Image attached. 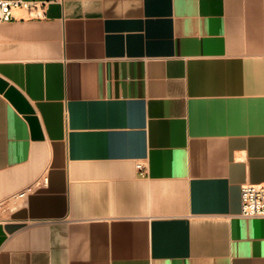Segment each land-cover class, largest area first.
<instances>
[{
    "label": "crops",
    "instance_id": "obj_1",
    "mask_svg": "<svg viewBox=\"0 0 264 264\" xmlns=\"http://www.w3.org/2000/svg\"><path fill=\"white\" fill-rule=\"evenodd\" d=\"M0 23V264H264V0H22Z\"/></svg>",
    "mask_w": 264,
    "mask_h": 264
},
{
    "label": "built area",
    "instance_id": "obj_2",
    "mask_svg": "<svg viewBox=\"0 0 264 264\" xmlns=\"http://www.w3.org/2000/svg\"><path fill=\"white\" fill-rule=\"evenodd\" d=\"M41 3L35 1L26 2L22 0H0V23L8 22L14 18L13 10L22 8L32 17H42L43 7ZM38 183L29 185L22 190L12 194L0 202V220L1 211L7 203L25 198L32 193ZM243 217H264V185H243L241 187V212Z\"/></svg>",
    "mask_w": 264,
    "mask_h": 264
}]
</instances>
